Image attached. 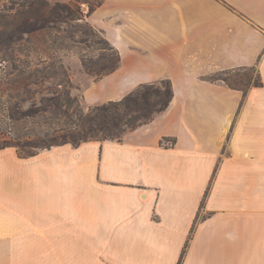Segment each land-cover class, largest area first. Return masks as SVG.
Masks as SVG:
<instances>
[{"label": "crops", "instance_id": "obj_1", "mask_svg": "<svg viewBox=\"0 0 264 264\" xmlns=\"http://www.w3.org/2000/svg\"><path fill=\"white\" fill-rule=\"evenodd\" d=\"M90 21L121 61L81 72L87 107L168 78L173 99L121 140L0 148V264H177L189 239L182 264H264V0H105ZM251 66L246 95L207 79Z\"/></svg>", "mask_w": 264, "mask_h": 264}, {"label": "trees", "instance_id": "obj_2", "mask_svg": "<svg viewBox=\"0 0 264 264\" xmlns=\"http://www.w3.org/2000/svg\"><path fill=\"white\" fill-rule=\"evenodd\" d=\"M104 1L13 0L11 4H5L0 8V47H10L22 40L25 34L30 35L47 29L62 31L63 24L72 25L76 27L75 32L80 33L79 39H75L73 35L68 36L73 43L84 47L104 43L105 46H97V48H105L111 52L102 54L98 59L81 54L84 70L96 79L101 78L115 71L121 61L119 50L103 35V31L98 30L88 20ZM93 37H98V40ZM49 70L55 74H62L64 78L60 84L65 82L68 86L64 98L60 96L49 98L53 100V111L66 115L68 121L53 129L56 133L45 145L39 144L37 140L4 139L0 143V148L14 146L22 156L27 157L42 149L65 143L79 145L88 140H121L127 130L151 121L157 113L165 110L174 96L171 79H161L159 82L141 83L121 99L95 104L85 110L79 98L72 95L71 88L74 85L69 68L62 61L49 65L38 64L35 67L28 62L21 64V71L28 73L24 78L26 81H30L32 76L35 78L45 76L50 72ZM258 76L256 81L248 80L245 87L218 74L210 75L207 79L222 80L232 88L241 89L246 95L252 86L263 85L259 72ZM189 240L177 264H182Z\"/></svg>", "mask_w": 264, "mask_h": 264}, {"label": "rangeland", "instance_id": "obj_3", "mask_svg": "<svg viewBox=\"0 0 264 264\" xmlns=\"http://www.w3.org/2000/svg\"><path fill=\"white\" fill-rule=\"evenodd\" d=\"M11 1L13 0H0V8L11 4ZM88 20L90 21V17ZM91 24L96 27L92 22ZM62 26V31L47 29L25 34L22 40L10 47H0V143L4 139H28L45 145L56 133L53 129L68 121L66 115L53 111V100L49 99L55 96L65 97L68 86L65 82L60 84L64 76L49 70L45 76H32L30 81H26L24 78L28 73L21 71V64L24 62L35 67L38 64L49 65L62 61L69 68L74 85L71 88L72 95L79 98L85 110L90 107L83 103L82 90L78 85L81 72L87 73L81 62V54L98 59L102 54L111 52L105 48H97L105 46L104 43L90 47L73 43L68 36L73 35L75 39H79L80 33L75 32L76 27L72 25ZM93 38L98 40V37ZM213 74L227 77L242 87L247 85L248 80L253 82L259 77L257 67L252 66Z\"/></svg>", "mask_w": 264, "mask_h": 264}, {"label": "built area", "instance_id": "obj_4", "mask_svg": "<svg viewBox=\"0 0 264 264\" xmlns=\"http://www.w3.org/2000/svg\"><path fill=\"white\" fill-rule=\"evenodd\" d=\"M175 144H176V141L170 137H164L161 140V145L164 147H173L175 146Z\"/></svg>", "mask_w": 264, "mask_h": 264}]
</instances>
